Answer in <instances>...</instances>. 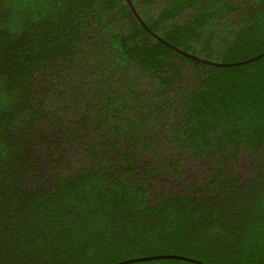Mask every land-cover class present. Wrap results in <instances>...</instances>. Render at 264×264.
I'll return each instance as SVG.
<instances>
[{"label": "trees", "instance_id": "obj_1", "mask_svg": "<svg viewBox=\"0 0 264 264\" xmlns=\"http://www.w3.org/2000/svg\"><path fill=\"white\" fill-rule=\"evenodd\" d=\"M158 255L264 264V0H0V264Z\"/></svg>", "mask_w": 264, "mask_h": 264}, {"label": "water", "instance_id": "obj_2", "mask_svg": "<svg viewBox=\"0 0 264 264\" xmlns=\"http://www.w3.org/2000/svg\"><path fill=\"white\" fill-rule=\"evenodd\" d=\"M163 258L164 259H167V258H169V259L170 258L171 259H181V260H187V261L203 264V263H200V262L195 261L193 259H188V258H185V257H179V256H175V255H158V256H151V257H143V258L127 260V261H124V262H120L118 264H128V263H133V262H138V261H147V260H152V259H163Z\"/></svg>", "mask_w": 264, "mask_h": 264}]
</instances>
